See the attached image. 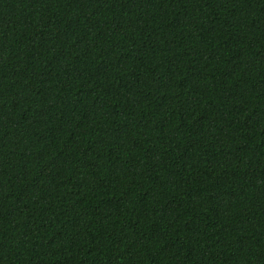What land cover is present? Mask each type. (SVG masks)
Listing matches in <instances>:
<instances>
[{
	"label": "trees",
	"instance_id": "16d2710c",
	"mask_svg": "<svg viewBox=\"0 0 264 264\" xmlns=\"http://www.w3.org/2000/svg\"><path fill=\"white\" fill-rule=\"evenodd\" d=\"M0 264H264V0H0Z\"/></svg>",
	"mask_w": 264,
	"mask_h": 264
}]
</instances>
